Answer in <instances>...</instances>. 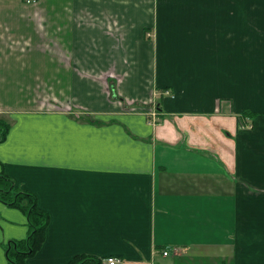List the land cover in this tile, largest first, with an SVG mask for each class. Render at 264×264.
<instances>
[{
    "label": "crops",
    "instance_id": "0c3cea01",
    "mask_svg": "<svg viewBox=\"0 0 264 264\" xmlns=\"http://www.w3.org/2000/svg\"><path fill=\"white\" fill-rule=\"evenodd\" d=\"M0 113L51 217L27 264H264V0H0ZM29 234L0 202V264Z\"/></svg>",
    "mask_w": 264,
    "mask_h": 264
},
{
    "label": "trees",
    "instance_id": "16d2710c",
    "mask_svg": "<svg viewBox=\"0 0 264 264\" xmlns=\"http://www.w3.org/2000/svg\"><path fill=\"white\" fill-rule=\"evenodd\" d=\"M10 129L11 123L0 118V143L5 141ZM0 202L21 210L28 218L29 237L24 240H13L7 245L9 264H27V259L35 256L43 247L51 217L48 212L39 208L35 194L17 188L15 182L4 172L0 174ZM67 264L106 263L98 257L77 255Z\"/></svg>",
    "mask_w": 264,
    "mask_h": 264
},
{
    "label": "rangeland",
    "instance_id": "374dc122",
    "mask_svg": "<svg viewBox=\"0 0 264 264\" xmlns=\"http://www.w3.org/2000/svg\"><path fill=\"white\" fill-rule=\"evenodd\" d=\"M39 1V0H38ZM112 85H108L107 86V93H108V96L109 98H111V101L113 102L114 101V98H113V91H112V88H111ZM114 86V85H113ZM172 93L169 92V91H166L165 89L163 90V88L161 89H157L154 93H153V99L152 101H146L144 104H140V107H138V105H135L133 104L131 101L130 102H126V106H124L125 108L129 107L130 109H127V111L131 112V113H134V114H144L145 116H147L149 118V121L151 122V124H159L161 119L162 118V114L164 113L163 112V109L160 106V104L158 102H160L161 98L164 96V97H169L171 96ZM116 97V96H115ZM113 99V100H112ZM162 102V100H161ZM117 103V102H115ZM119 104V103H117ZM128 104H131V105H128ZM159 104V105H158ZM54 105H57V106H54L55 108H53L55 111H67V109L70 108V106H63V107H59L58 104H54ZM162 106V105H161ZM57 108V109H56ZM111 108V107H110ZM162 109L161 112H159L160 110L159 109ZM112 109V108H111ZM108 113H114L112 111H109L107 110ZM81 117L86 120V121H91L93 120L94 122L96 123H101V121L97 120L95 117L93 118L92 116H89V115H84V114H81ZM0 118L11 123V116L10 114H7V113H0ZM49 227V226H48ZM171 259V258H170ZM171 263L172 260H170Z\"/></svg>",
    "mask_w": 264,
    "mask_h": 264
},
{
    "label": "built area",
    "instance_id": "2783aa9c",
    "mask_svg": "<svg viewBox=\"0 0 264 264\" xmlns=\"http://www.w3.org/2000/svg\"><path fill=\"white\" fill-rule=\"evenodd\" d=\"M25 4L27 5H35L38 3V0H23ZM163 254L165 256H167L169 253L167 251H164ZM106 264H121L122 262L117 259V258H113V257H110L106 260L105 262Z\"/></svg>",
    "mask_w": 264,
    "mask_h": 264
}]
</instances>
